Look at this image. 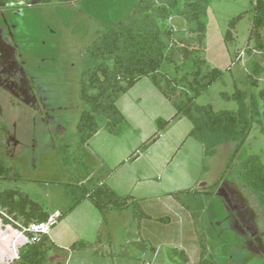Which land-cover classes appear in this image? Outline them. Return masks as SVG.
<instances>
[{
	"label": "rangeland",
	"instance_id": "rangeland-1",
	"mask_svg": "<svg viewBox=\"0 0 264 264\" xmlns=\"http://www.w3.org/2000/svg\"><path fill=\"white\" fill-rule=\"evenodd\" d=\"M139 1L40 0L37 6L28 9L32 17L22 32L32 58L35 59L36 51L38 60L48 55L41 63V75L54 82L64 107L69 146L65 150L55 148L46 136L38 133V146L31 148V140L21 130L18 137L22 146L11 158L5 157L11 172L6 178L0 176V189L26 192L51 218L74 204L77 181L87 182L92 176L99 175L105 187L115 194L134 197L124 209L104 210L98 209L88 197L80 199L50 227L48 234L61 246L49 252L53 261L198 264L199 252L205 246L206 256L216 264H264V234L259 236L260 250L246 246L247 239L236 229L226 198L219 192L222 183L233 178L237 159L258 155L264 162L260 122H253L234 157L231 158L234 149L231 144H220L213 152H205L203 145L189 135L192 124L188 118L184 115L171 118L176 110L174 103L147 75L116 100L124 116L116 126V133H110L105 128L106 120L98 117L97 130L89 139L81 141L77 136L76 123L86 107L81 99L80 76L97 62L84 57V48L99 30L129 15ZM249 8V0H208L204 50L199 54L204 62L200 71L217 68L222 74L195 97V102L211 104L216 110L236 109L238 104L232 93L240 89L246 93L248 106L254 95L259 112L256 118L262 119L264 101L258 93L264 88V72L256 83H251L248 73L252 61L264 63V51L256 50L248 38L251 26L248 15L231 29L228 24ZM176 13L165 21L166 25L184 30L183 20L176 24ZM227 29L231 30L232 39H225ZM182 62L178 54L174 61L163 59L159 71L168 77H181L194 68L192 59ZM176 94L180 95L179 89ZM183 98L173 99L178 103ZM158 118L169 121L156 132ZM151 137L155 140H149ZM252 207L258 208L256 202ZM262 220L259 217L261 230ZM18 233V228L0 220V264L14 258L15 251L19 252L25 236H18L13 249V238ZM76 241L92 244L68 249ZM136 241L144 244L143 248ZM170 247L184 249L188 263H182L179 254H176L179 262L174 261Z\"/></svg>",
	"mask_w": 264,
	"mask_h": 264
},
{
	"label": "trees",
	"instance_id": "trees-1",
	"mask_svg": "<svg viewBox=\"0 0 264 264\" xmlns=\"http://www.w3.org/2000/svg\"><path fill=\"white\" fill-rule=\"evenodd\" d=\"M207 4L208 0H140L129 15L98 31L83 51L84 57L97 62L85 69L80 76L81 99L86 106L80 112L76 123L77 136L81 141H86L96 132L98 117L106 120L105 128L110 133H116L117 124L124 120L116 100L138 79L147 75H150L163 95L174 103L176 110L171 118L180 115L188 118L192 124L189 135L203 145L205 152H213L220 144H231L234 147L231 158L234 157L254 121L262 124L261 130L264 133V108L261 112L262 119L256 118L259 113L257 100L252 95L248 106L243 90L235 89L232 93L238 104L236 109L216 110L211 104L195 102V97L222 74L217 68H211L205 73L200 71V64L204 62L202 55L199 54L204 50ZM249 4L248 10L231 18L228 24L231 29L244 15H248L251 20L248 38L253 41L254 48L262 52L264 0H249ZM174 11H177L176 24L183 20L184 30L167 27L165 21ZM230 29L225 32V39H232ZM184 32L185 34H182ZM177 54L182 57L183 62L192 59L194 68L181 77H168L161 73L159 69L163 59L174 61ZM178 67L177 64L176 68ZM262 72L264 63L252 61L248 73L251 83H256ZM178 89L180 95L176 94ZM258 95L264 101V88L259 90ZM174 97L184 98L177 103ZM168 121L158 118L156 132ZM149 140L153 141L155 137ZM65 147L61 149L65 150ZM6 161L0 153V176L5 178L11 172V167ZM233 175L230 181L223 182L224 186L234 193L232 195L242 204L241 206H246L247 217L253 224L258 225L259 217L264 223V162L258 155L237 159L233 165ZM79 181L74 186L76 187L73 191L76 198L74 204L59 213L52 225L61 220L83 197H88L100 210L124 209L134 200L132 195L120 196L105 187L99 175H96V178L90 177L87 182ZM255 202L258 205L257 209L252 207V203ZM49 216L48 211L26 192L16 188L0 189V220L3 224H11L18 228V225L11 222L8 217L26 225L32 221H45ZM255 229L258 232L256 227ZM259 231L264 234V229L261 230L259 227ZM90 244L76 241L71 243L68 249L74 250ZM136 245H140V248L144 246L140 242H136ZM58 248L47 235H43L38 242L25 240L20 246L19 258H12L4 264H65V261H53L48 257L51 250ZM175 253L180 255L182 263L188 262L189 258L184 249L176 248ZM205 253L206 248L202 246L197 259L198 264H216Z\"/></svg>",
	"mask_w": 264,
	"mask_h": 264
},
{
	"label": "flooded vegetation",
	"instance_id": "flooded-vegetation-1",
	"mask_svg": "<svg viewBox=\"0 0 264 264\" xmlns=\"http://www.w3.org/2000/svg\"><path fill=\"white\" fill-rule=\"evenodd\" d=\"M38 2L40 0L0 1V153L6 158H11L22 146L18 137L21 130L31 140V148L38 146L39 134L46 136L55 148L69 146L64 107L54 82L41 75V63L48 55L38 60L36 51L35 59L32 58L22 32L32 17L28 9ZM28 53L30 56L26 57ZM223 194L229 216L247 239L246 246L260 250L261 232L258 225L248 219L246 206L236 201L230 189H225Z\"/></svg>",
	"mask_w": 264,
	"mask_h": 264
},
{
	"label": "built area",
	"instance_id": "built-area-1",
	"mask_svg": "<svg viewBox=\"0 0 264 264\" xmlns=\"http://www.w3.org/2000/svg\"><path fill=\"white\" fill-rule=\"evenodd\" d=\"M54 218H51L49 216V218L45 221H32L26 225H22V224H19L17 221L13 220L11 217H8V219L11 222L18 225V229H19V233L14 239V242L17 239V237L20 235H24L25 240H28L29 242H38L43 235L48 236L50 227L52 226V223L54 222ZM14 242L12 246L13 249L15 246ZM14 258L16 259L19 258V254L16 251L14 252Z\"/></svg>",
	"mask_w": 264,
	"mask_h": 264
},
{
	"label": "crops",
	"instance_id": "crops-1",
	"mask_svg": "<svg viewBox=\"0 0 264 264\" xmlns=\"http://www.w3.org/2000/svg\"><path fill=\"white\" fill-rule=\"evenodd\" d=\"M59 214V212L58 213H56V215H55V217L57 216ZM50 215V214H49ZM139 233V232H138ZM17 236V235H16ZM16 236L13 238V242H14V239L16 238ZM48 237L59 247V248H61V246L59 245V244H57L54 240H53V238H52V236L51 235H49L48 234ZM18 238V237H17ZM16 241V240H15ZM88 243H91V241H87ZM137 242V241H136ZM135 242V243H136ZM92 244V243H91ZM179 248V247H178ZM170 250V252L172 253V255H173V258H175V259H173L174 261H177L176 260V257H177V255H176V253H175V249L172 247H170L169 248ZM65 250V249H64ZM105 251H107V250H105ZM108 253H111V251H107ZM106 252V253H107ZM113 257V256H112ZM113 259V258H112ZM10 260V259H9ZM8 260H5V262H7ZM188 261H189V259H188ZM95 262L96 261H93V262H90L89 264H95ZM177 262H179V261H177ZM188 263V262H187ZM65 264H69V263H67L66 261H65Z\"/></svg>",
	"mask_w": 264,
	"mask_h": 264
},
{
	"label": "water",
	"instance_id": "water-1",
	"mask_svg": "<svg viewBox=\"0 0 264 264\" xmlns=\"http://www.w3.org/2000/svg\"><path fill=\"white\" fill-rule=\"evenodd\" d=\"M225 189H228V188L225 187L224 184L222 183L221 189H220V191H219L220 194L224 195L223 193H224ZM255 233H256V230H255ZM255 233H252V235H255Z\"/></svg>",
	"mask_w": 264,
	"mask_h": 264
}]
</instances>
